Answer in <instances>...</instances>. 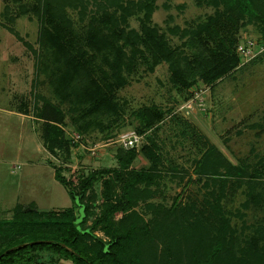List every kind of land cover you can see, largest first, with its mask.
Returning a JSON list of instances; mask_svg holds the SVG:
<instances>
[{"label":"rangeland","instance_id":"rangeland-1","mask_svg":"<svg viewBox=\"0 0 264 264\" xmlns=\"http://www.w3.org/2000/svg\"><path fill=\"white\" fill-rule=\"evenodd\" d=\"M65 1L70 26L47 24L55 41L43 51L39 0H0V220L17 205L70 208L55 173L72 186L95 174L89 226L119 193L104 184L117 152L134 149L129 169L150 176L127 212L148 231L143 264H264V17L244 16L221 45L199 30L220 1L152 0L148 14L146 0ZM82 66L92 88L75 96ZM43 100L64 115L52 148ZM152 111L161 119L145 127Z\"/></svg>","mask_w":264,"mask_h":264},{"label":"trees","instance_id":"trees-1","mask_svg":"<svg viewBox=\"0 0 264 264\" xmlns=\"http://www.w3.org/2000/svg\"><path fill=\"white\" fill-rule=\"evenodd\" d=\"M151 1L146 0L142 5L147 14L152 9ZM219 1L223 2L224 12L215 13L199 30L206 31L207 29L210 33L214 32L218 35L217 39L221 45L222 40L220 39L231 37L234 26L244 16L264 17V0H212V3L216 5ZM38 3L40 7L38 6L37 15L41 25L38 45L46 51L53 46L55 41L47 24L55 23L60 28L70 26L64 11L68 2L39 0ZM120 4L121 2H116V6ZM253 8L256 11H253ZM127 10L128 8L124 11ZM260 19L263 25L262 38H264V18ZM145 32L148 35L154 34V30H149L146 26L144 27ZM131 36L134 38L133 32ZM222 36L224 37L221 38ZM168 54L166 52V55ZM156 62L158 61L154 60L153 63ZM86 72L87 69L85 70L84 66L76 72L80 80L71 88L75 96L83 95L92 88L91 80ZM37 117L44 121L45 130L42 135L45 142L50 143L51 148L58 146L60 140L56 125L63 121L64 115L61 110L49 101L43 100ZM159 119H161V114L152 111L143 124L148 127L151 122ZM134 157V149L117 152L118 170H114L112 178L104 184L106 186L116 184L114 186L119 187V193L113 196L114 199L104 204L101 213L93 219L89 226L85 224L90 206L84 202V197L97 179V175L90 174L86 179L80 180L77 186H72L63 176L55 173L54 179L66 189L72 201V207L44 212L35 211L31 204L14 207L10 219L0 220V264H58L60 260H68L71 264H143L140 258L144 254L142 249L148 241V231L145 225H140V220L134 212L131 214L127 212L132 207L135 184L150 181V176L146 171L129 169ZM232 170L236 171L237 167ZM75 209L78 210V214L75 213ZM116 213H122L119 222L113 220ZM97 230L103 232L106 240L95 234ZM31 242L34 243L29 245L28 243ZM21 244L26 245L17 247ZM13 247L17 248L8 251Z\"/></svg>","mask_w":264,"mask_h":264},{"label":"built area","instance_id":"built-area-1","mask_svg":"<svg viewBox=\"0 0 264 264\" xmlns=\"http://www.w3.org/2000/svg\"><path fill=\"white\" fill-rule=\"evenodd\" d=\"M238 51L242 54V55H246L245 57H247V53L249 52L245 47L242 46H238ZM138 140V136L132 132L129 135H125L122 138V142L124 144V146L127 148H133Z\"/></svg>","mask_w":264,"mask_h":264},{"label":"water","instance_id":"water-1","mask_svg":"<svg viewBox=\"0 0 264 264\" xmlns=\"http://www.w3.org/2000/svg\"><path fill=\"white\" fill-rule=\"evenodd\" d=\"M34 243V242H33ZM32 242L31 243H28L29 245H31V244H33ZM26 244H21V245H19V246H17V247H23V246H25ZM63 246V245H62ZM17 247H13V248H9L8 249V251H11V250H13V249H15V248H17ZM64 247V246H63ZM67 250H69L70 252H71V250L70 249H67Z\"/></svg>","mask_w":264,"mask_h":264},{"label":"crops","instance_id":"crops-1","mask_svg":"<svg viewBox=\"0 0 264 264\" xmlns=\"http://www.w3.org/2000/svg\"><path fill=\"white\" fill-rule=\"evenodd\" d=\"M61 261H66V262H68V263H71V262H70V261H68V260H60V261H59V263H60ZM59 263H58V264H59Z\"/></svg>","mask_w":264,"mask_h":264}]
</instances>
